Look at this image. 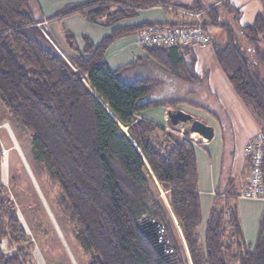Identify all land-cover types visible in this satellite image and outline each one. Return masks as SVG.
<instances>
[{
    "label": "trees",
    "instance_id": "obj_1",
    "mask_svg": "<svg viewBox=\"0 0 264 264\" xmlns=\"http://www.w3.org/2000/svg\"><path fill=\"white\" fill-rule=\"evenodd\" d=\"M38 2L0 0V101L31 132L33 159L59 189L56 204L88 263L190 264L184 238L193 264H264V210L256 241L250 244L239 214L241 191L220 185L201 240L199 170L191 131L185 128L180 135L170 122L140 116L148 108H176L185 101L147 99L155 92L154 80L125 79L122 70L132 63L113 70L105 61L120 37L153 24L119 25L139 10L161 6L200 13L220 65L264 131V13L240 28L248 44L244 50L234 27L241 12L227 0H85L48 19L82 14L111 30L98 43L84 35L81 49L67 31L65 49L70 51L65 58L36 25L44 21L36 14ZM192 23L197 21L183 24ZM182 46L187 45L144 48L174 69L182 61ZM184 72L188 80H198L196 61L185 64ZM262 167L264 180V155ZM4 237L16 249L8 254L0 249V264H34L35 243L6 196L0 199V241Z\"/></svg>",
    "mask_w": 264,
    "mask_h": 264
},
{
    "label": "crops",
    "instance_id": "obj_2",
    "mask_svg": "<svg viewBox=\"0 0 264 264\" xmlns=\"http://www.w3.org/2000/svg\"><path fill=\"white\" fill-rule=\"evenodd\" d=\"M175 1L185 4L194 2V0ZM221 1L222 0H202L204 4H220ZM227 1L241 12L239 20L234 23L237 34L239 33L241 36L243 35L240 28L252 23L258 13H264V0ZM74 16H82V14H73L70 18ZM82 17L78 18L80 22L87 23ZM186 17L188 18L186 19ZM46 19H48V17H44V20ZM62 19L64 20V18H53V21ZM195 20L196 17L188 14L183 9L155 6L139 10L136 16L122 20L119 25L127 26L141 23L183 24ZM47 21L48 20H46V22ZM49 21L50 23H47L48 25L46 28L48 27V30L56 42H59L58 44L61 48L68 53V48L65 49V35L61 36L60 40L63 39V42L61 41L62 43H60L56 38V34L51 29V20ZM86 28L89 31L87 34H85L84 31L77 32L72 28L69 29L73 31L68 29V31L74 35L76 44L80 49L83 47L80 38H83L84 35L89 36L93 42H99L109 33L108 28L101 25L97 27L94 23H87ZM215 33V36L218 38H223L224 36L223 32L220 30H215ZM93 34L95 36H93ZM209 38L210 41L206 46L192 44L179 48L180 55L178 58H181L182 61L178 64H174V69L164 66L150 56L145 48L141 46L139 35L136 32L120 37L111 45L105 56L107 65L113 70L132 63L131 66L122 70V77L128 80L149 77L155 82L153 91H157V88H159V91H163L167 89L168 86L169 88H173V85H177L181 88L185 86V90L189 93H192V91L207 90V94H209L208 106L194 104L185 98H177L185 102L180 103L178 107H176L196 117H201L205 120V123L212 125L215 129L214 137L211 140H204L199 134L198 137H196L198 139V143L196 144L197 164L201 175V179L199 176L201 210L205 221L208 219L213 204L214 194L218 186L221 185L222 188H225L226 185L229 184V186L234 185L238 191L246 189L250 175V164L248 157L245 155V146L255 135L262 132L259 119L238 95L227 74L220 65L215 53L212 35L209 36ZM194 60L196 61V69L199 73V78L196 81H190L187 79V73L184 72L185 64H189V62ZM204 81H206V84H204ZM181 106H185V108ZM170 108L172 107L158 106L148 108L142 111L140 116L147 117L163 125H168L170 121L167 110ZM195 134L197 133H194V136ZM14 138L16 143H18L15 135ZM201 161L204 162L205 166L203 178L200 166ZM239 199L241 201L248 199L255 202L247 204L240 203L238 206L245 239L248 243L254 244L257 234H249L248 228L243 220V215L244 213L246 216L252 214L255 217L253 226L255 224L256 229H258L257 225L259 218L264 210V198Z\"/></svg>",
    "mask_w": 264,
    "mask_h": 264
},
{
    "label": "rangeland",
    "instance_id": "obj_3",
    "mask_svg": "<svg viewBox=\"0 0 264 264\" xmlns=\"http://www.w3.org/2000/svg\"><path fill=\"white\" fill-rule=\"evenodd\" d=\"M38 1V5L35 8L36 14L38 16L42 15L43 17L49 18L54 16V14L65 10L66 8H68V6L83 2L84 0ZM70 16L71 15L63 17L64 20L62 19L53 21V19H46L48 20L47 22L46 20L43 21L44 23L46 22V25L47 23H50L49 20H51V29L56 34V38L60 41V43L63 42V39L60 40L61 36L65 35V32H67L69 28H72L77 32L84 31L85 34L89 32L86 26L87 23L91 22H89L84 15H82L84 17L74 16L73 18H70ZM81 17L87 23H81L78 19ZM68 18L72 20L69 19L68 21H66ZM187 18L188 17H186V19ZM96 25L97 27L100 26L99 24ZM105 27L108 28L110 32V28L107 26ZM72 29L69 30L73 31ZM46 32L52 38L54 43L61 49V51L66 56L67 54L69 55V52L66 53L58 44L59 42H56V40L48 30V27L46 28ZM93 36L95 35L93 34ZM80 39L81 43H83L84 45L83 38ZM237 40L244 50L248 48V44L245 38L239 33L237 34ZM204 84H206V81H204ZM208 95L209 94H207V90L192 91V93H189L185 90V86H182L181 88L177 85H173V88H169L168 86L167 89H164L163 91H159V88H157V91L147 97V99L162 100L173 97L185 98L194 104L208 106ZM181 107L185 108V106ZM197 118L203 122L205 121L201 117ZM4 121H7L9 123L19 143L18 145L22 150L23 156L20 155L17 148L12 147L13 142L7 130L4 128L1 129V136L3 138L4 144L7 147H11V150L7 172L3 177H1L0 175V199L3 196H6L7 200L14 204L16 215L19 221L24 225L26 231L31 236L32 241H34V248L31 249V261H33L34 264H89L87 256L82 252L80 246L78 245L76 239L72 234V227L67 223L66 219L61 214L59 207L56 204V198L59 195V189L49 183L47 176L42 169V166L33 159L31 132L23 126L20 120L14 118L0 101V122ZM195 137H198V134H195ZM200 166L203 178V174L205 171L204 162L201 161ZM199 176L201 179L200 172ZM1 179H3L5 183L1 182ZM155 183L160 189V197L164 200L167 208L171 213V216L173 217L166 191L162 188L158 181ZM239 198L238 206L240 205V203H255L248 199L241 201ZM243 220L246 224V227L248 228L249 234H258L257 230L259 229V222L257 225L258 229H256L255 224L253 226L255 217L252 214L246 216V214L244 213ZM174 221L175 226L177 227L176 230L178 232V235L182 236V232L179 228L177 220ZM205 226L206 221L204 219V216L202 215V220L198 227V232L201 240L204 239ZM1 241L5 242L3 245V248L7 250L5 254L15 251L16 247L9 245L6 237L2 238ZM183 241L186 249L184 250L186 252V255L188 256V260L190 264H193L184 238Z\"/></svg>",
    "mask_w": 264,
    "mask_h": 264
},
{
    "label": "built area",
    "instance_id": "obj_4",
    "mask_svg": "<svg viewBox=\"0 0 264 264\" xmlns=\"http://www.w3.org/2000/svg\"><path fill=\"white\" fill-rule=\"evenodd\" d=\"M186 11V10H185ZM188 14L196 17L195 22L192 24H172V23H153L142 27L137 33L139 35V41L141 46H162V47H175L180 45H192L198 44L201 46L208 45L210 38L205 32L201 20L200 13L186 11ZM194 22V21H192ZM46 23V22H45ZM44 22L37 23L36 25L42 29L49 41L56 47L59 53L65 57L66 55L61 49L54 43L52 38L46 32V26ZM6 129L14 148H17L20 155L23 156L22 150L14 138V133L7 121L0 123V175L5 176L9 164L11 147H7L4 144L1 136V129ZM171 130V127H167ZM180 135H183L184 129L177 131ZM190 138L197 143L198 139L194 136V133L190 134ZM245 155L250 161V175L248 179V185L246 189L240 192V198H264V180H263V155H264V131L255 135L251 140L246 143ZM1 182L5 183L3 179ZM4 241L0 242V249L3 253L7 250L3 248Z\"/></svg>",
    "mask_w": 264,
    "mask_h": 264
},
{
    "label": "water",
    "instance_id": "obj_5",
    "mask_svg": "<svg viewBox=\"0 0 264 264\" xmlns=\"http://www.w3.org/2000/svg\"><path fill=\"white\" fill-rule=\"evenodd\" d=\"M167 115L170 123L180 130L187 128L192 133H197L206 140H211L214 137V127L199 120L189 112L180 108H170L167 110Z\"/></svg>",
    "mask_w": 264,
    "mask_h": 264
},
{
    "label": "flooded vegetation",
    "instance_id": "obj_6",
    "mask_svg": "<svg viewBox=\"0 0 264 264\" xmlns=\"http://www.w3.org/2000/svg\"><path fill=\"white\" fill-rule=\"evenodd\" d=\"M182 264V263H181Z\"/></svg>",
    "mask_w": 264,
    "mask_h": 264
}]
</instances>
